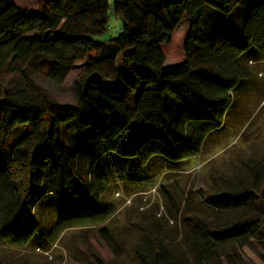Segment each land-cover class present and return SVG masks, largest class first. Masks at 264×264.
Segmentation results:
<instances>
[{"label":"trees","instance_id":"16d2710c","mask_svg":"<svg viewBox=\"0 0 264 264\" xmlns=\"http://www.w3.org/2000/svg\"><path fill=\"white\" fill-rule=\"evenodd\" d=\"M37 2L0 0V73L25 78L17 89L0 81V240L40 249L39 204L47 196L79 200L77 211L54 223L50 243L76 225L99 224L76 253L85 264H127L118 231L107 225L116 211L104 203L110 173L100 163L107 156L141 166L157 157L183 163L199 155L251 78L249 64L264 56V0ZM110 14L121 23L104 40ZM183 18L184 59L166 64L163 44ZM82 60L88 68L76 80L75 103L27 74L62 84ZM92 73L100 80L85 84ZM18 127L23 133L6 149ZM202 197L212 213L180 211L178 237L155 221L128 226L137 233L135 264H247L245 249L264 264V157L243 160Z\"/></svg>","mask_w":264,"mask_h":264},{"label":"rangeland","instance_id":"374dc122","mask_svg":"<svg viewBox=\"0 0 264 264\" xmlns=\"http://www.w3.org/2000/svg\"><path fill=\"white\" fill-rule=\"evenodd\" d=\"M14 1L29 8L38 6L37 0ZM119 24L116 17L110 14L111 28L101 38L108 40L110 36H115ZM187 29L188 20L183 18L173 41L163 44L166 64L179 63L184 59L183 43ZM249 65L251 78L245 81V87L237 90L235 103L223 127L209 135L199 155L183 163H168L157 157L141 166L138 162L125 161L117 156H107L100 163V168L110 173L107 175L109 192L103 196L104 203L111 204L116 211L107 225L118 231L125 250L123 259L127 264H135L130 247L137 235L128 226H143L148 221H155L178 237L182 220L180 211L183 210L186 215L208 217L212 209L202 200L208 186L221 176L229 177L234 168L242 165L243 160H260L264 157V56ZM87 68L85 61L77 62L62 84L53 82L43 72L27 70V74L58 100L75 103L76 80ZM0 81L9 89H17L25 84L22 72L3 71ZM23 131V127H18L7 139L5 148L9 149L8 145L18 140ZM167 195L171 196V200ZM55 199L47 196L39 204L37 215L41 218L44 233L40 249L34 243L22 247L0 240V264H85L74 248L85 236L98 229L99 224L69 228L53 245L48 235L54 223L81 207L79 200L59 202ZM91 206L99 207L92 202ZM245 261L247 264H261L249 249H245Z\"/></svg>","mask_w":264,"mask_h":264},{"label":"water","instance_id":"95a60500","mask_svg":"<svg viewBox=\"0 0 264 264\" xmlns=\"http://www.w3.org/2000/svg\"><path fill=\"white\" fill-rule=\"evenodd\" d=\"M91 78H94V79H97V80H100V76L96 73H92L89 75V77L86 79V82L85 84H87V82L91 79Z\"/></svg>","mask_w":264,"mask_h":264}]
</instances>
